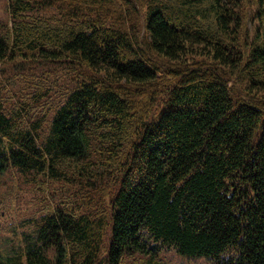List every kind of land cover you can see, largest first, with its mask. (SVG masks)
I'll return each instance as SVG.
<instances>
[{"label": "trees", "instance_id": "trees-1", "mask_svg": "<svg viewBox=\"0 0 264 264\" xmlns=\"http://www.w3.org/2000/svg\"><path fill=\"white\" fill-rule=\"evenodd\" d=\"M133 1L8 0L0 264H264V0Z\"/></svg>", "mask_w": 264, "mask_h": 264}, {"label": "rangeland", "instance_id": "rangeland-1", "mask_svg": "<svg viewBox=\"0 0 264 264\" xmlns=\"http://www.w3.org/2000/svg\"><path fill=\"white\" fill-rule=\"evenodd\" d=\"M7 4H8V0H0V26L5 24L8 19L7 11H6ZM133 4L136 5L135 8L137 13H134V17L130 22V26H132L133 31L136 32V37L142 41L145 33L143 32V20L140 24L141 15L139 14V11L140 10L143 11L142 4H144V0H134ZM245 4H256V3L255 0H245ZM139 5L142 6V8H140ZM253 8H255L254 5H248L246 8L249 17L243 19V24L241 28L242 36L236 42L240 50H245L246 46L249 45V44L246 45V43H250L254 38L253 31L254 28L257 26V23L256 21L253 20L252 17L251 12ZM194 58H199V57L194 56ZM187 64H191V62ZM3 68L7 69L6 72L3 73V75H6L5 79L7 81H11L13 79L12 81H14L13 72H10L9 67L4 66ZM159 102L158 104H161V102L160 103ZM23 180L24 179L14 170H11L5 176L3 185L0 188V206L3 207L8 206L7 208H12L11 206L14 204L15 210L18 211L31 209L32 202H29V200H31L33 196L32 189L29 187L30 186L29 184H24ZM7 197H11V199L8 200ZM12 197H15L13 201H12ZM20 217L21 216L18 215L15 218H20ZM162 256L165 257V259L168 261V264H210L204 258H194L195 260L192 259L190 260L189 258L185 259V257L184 258L180 257L172 251H165L162 253Z\"/></svg>", "mask_w": 264, "mask_h": 264}]
</instances>
